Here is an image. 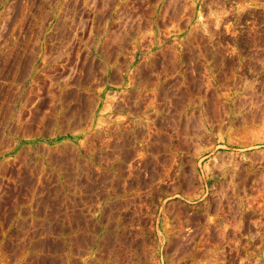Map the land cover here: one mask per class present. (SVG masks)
Here are the masks:
<instances>
[{
  "label": "crops",
  "instance_id": "0c3cea01",
  "mask_svg": "<svg viewBox=\"0 0 264 264\" xmlns=\"http://www.w3.org/2000/svg\"><path fill=\"white\" fill-rule=\"evenodd\" d=\"M251 35L264 0H0V264H174L183 150L264 77Z\"/></svg>",
  "mask_w": 264,
  "mask_h": 264
},
{
  "label": "rangeland",
  "instance_id": "374dc122",
  "mask_svg": "<svg viewBox=\"0 0 264 264\" xmlns=\"http://www.w3.org/2000/svg\"><path fill=\"white\" fill-rule=\"evenodd\" d=\"M238 42L264 44V36ZM244 81L221 85V136L207 133L198 155L183 150L190 180L174 183L185 195L169 211L185 222L189 243L169 246L174 264H264V77Z\"/></svg>",
  "mask_w": 264,
  "mask_h": 264
},
{
  "label": "bare ground",
  "instance_id": "6f19581e",
  "mask_svg": "<svg viewBox=\"0 0 264 264\" xmlns=\"http://www.w3.org/2000/svg\"><path fill=\"white\" fill-rule=\"evenodd\" d=\"M40 120H41V118H40Z\"/></svg>",
  "mask_w": 264,
  "mask_h": 264
}]
</instances>
